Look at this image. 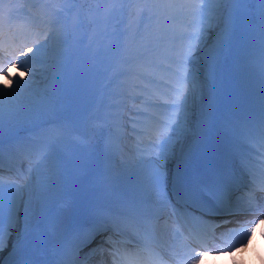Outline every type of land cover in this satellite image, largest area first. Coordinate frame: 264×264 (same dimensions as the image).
<instances>
[{
    "label": "snow or ice",
    "instance_id": "6c2138e0",
    "mask_svg": "<svg viewBox=\"0 0 264 264\" xmlns=\"http://www.w3.org/2000/svg\"><path fill=\"white\" fill-rule=\"evenodd\" d=\"M60 2L19 42L0 43V253L10 249L8 264H88L109 242L114 257L135 264L161 220L176 226L178 264H200L220 251L203 246L228 218L259 213L220 233L245 243L264 225V0H86L97 5L87 16L75 7L81 0ZM3 4L0 33L14 22ZM86 26L104 34L102 52L84 49ZM101 55L114 69L109 103L103 118L84 119L69 100L86 95ZM18 66L19 78L10 74ZM79 171L95 177L82 220L65 215L71 202L60 195ZM128 228L143 250L121 252L113 235Z\"/></svg>",
    "mask_w": 264,
    "mask_h": 264
},
{
    "label": "rangeland",
    "instance_id": "374dc122",
    "mask_svg": "<svg viewBox=\"0 0 264 264\" xmlns=\"http://www.w3.org/2000/svg\"><path fill=\"white\" fill-rule=\"evenodd\" d=\"M42 2H45L46 4H49V3L52 4L54 9H60L66 6L63 3H61L60 0H4L3 8L8 11H11L10 13L12 16L17 17V16L25 15V13L27 12V8H29L28 4L42 6ZM85 5H86V0H81V2L77 4L75 7L79 8L83 12V14L87 16V13H85L83 9ZM47 10L49 9H45V12ZM8 11H6L5 13H8ZM86 30H87V37L84 41V49L88 50L89 47L91 46V49L93 52H102V48H103V44L105 40V36L102 33V31H94L92 29H88L87 26H86ZM108 63H109L108 58L104 55H101L99 58V61L96 62V75L92 78L86 95L83 97H78V98L69 100V103L71 106L79 107L80 109H82L83 114H84V119H87L89 115L100 117V118L104 117V112H100V108L98 106L100 103L98 101H100V98L102 97L99 91H96V92L94 91H95V86L98 89H104L103 84L106 83V81L108 80V77H110L113 74L114 69L109 68ZM15 69H16L15 67L11 68L10 73L15 74ZM97 83H102V86L98 87ZM130 112H132L131 107L125 109L124 113L122 112L121 115L126 117L128 116ZM131 116H132V113H131ZM85 126L86 125L81 123L79 125L80 130L86 131ZM107 259L110 263H112L108 256H107Z\"/></svg>",
    "mask_w": 264,
    "mask_h": 264
},
{
    "label": "bare ground",
    "instance_id": "6f19581e",
    "mask_svg": "<svg viewBox=\"0 0 264 264\" xmlns=\"http://www.w3.org/2000/svg\"><path fill=\"white\" fill-rule=\"evenodd\" d=\"M25 59V58H22V60ZM15 74H11L12 76L14 77H17L19 78V72L22 71L23 69L21 67H15ZM30 78V77H29ZM0 82H4L6 83V81L4 80V77L3 76H0ZM102 96L106 99L108 98L106 93L105 95L102 94ZM104 99L101 100V102H103ZM127 107H131L132 108V105L131 103H129L125 109H127ZM131 119V117H125L123 116V119H122V123L126 126L127 129H130L131 128V125L129 124V120ZM85 129L87 130V127L85 126ZM84 130V129H83ZM85 131V130H84ZM190 143V141H189ZM188 146V143H186L184 145V148ZM74 148H73V145L72 143L70 142L67 146V148L65 149V153L68 155V156H73L74 154ZM119 163V160L117 159V161L115 162V165H118ZM114 165V166H115ZM76 179L73 180L72 182H69V186H68V189L69 190H74L75 189V186H78L79 185V181L81 179H86L87 180V183L85 184V186H88V190H87V193H89L92 188L94 187V180H95V177L92 176L90 173L86 172V171H79L77 172L76 174ZM70 193V192H68ZM73 197L70 195L67 199L70 201ZM160 226L163 227V222L160 223ZM261 233V236L260 238L256 239L254 241V243H249L251 244L250 247H249V250L248 252L247 251H244L243 248L237 250L236 252L230 254L229 256L227 257H222L221 260L223 263H225V261L230 258V262L228 263H225V264H232V263H235V264H264V255L262 256V254L264 253V230L263 231H259ZM100 241V240H99ZM258 241H261L259 244H257L258 248L255 249L254 246H256V243ZM97 245H99L97 243ZM10 252V249H5V251L3 253H0V261L2 259V257L5 255V254H8ZM262 253V254H261ZM11 258L13 259V257L11 256ZM200 264H207V262H204V259L203 260H200Z\"/></svg>",
    "mask_w": 264,
    "mask_h": 264
},
{
    "label": "trees",
    "instance_id": "16d2710c",
    "mask_svg": "<svg viewBox=\"0 0 264 264\" xmlns=\"http://www.w3.org/2000/svg\"><path fill=\"white\" fill-rule=\"evenodd\" d=\"M95 7H97L95 3L86 2V5L84 6V11L87 13V15H90L89 10H93Z\"/></svg>",
    "mask_w": 264,
    "mask_h": 264
},
{
    "label": "clouds",
    "instance_id": "9594fccd",
    "mask_svg": "<svg viewBox=\"0 0 264 264\" xmlns=\"http://www.w3.org/2000/svg\"><path fill=\"white\" fill-rule=\"evenodd\" d=\"M261 226V225H260ZM260 228V227H259ZM256 233V232H255ZM255 233L253 235H255Z\"/></svg>",
    "mask_w": 264,
    "mask_h": 264
}]
</instances>
